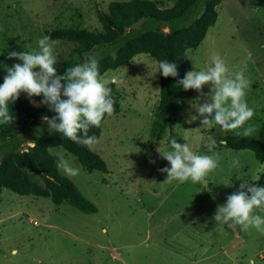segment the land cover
Listing matches in <instances>:
<instances>
[{"label":"rangeland","instance_id":"rangeland-1","mask_svg":"<svg viewBox=\"0 0 264 264\" xmlns=\"http://www.w3.org/2000/svg\"><path fill=\"white\" fill-rule=\"evenodd\" d=\"M114 1L129 0H0V67L5 70L22 63L9 59L8 52L37 48L38 38L55 28L75 25L101 32L96 15L106 13ZM151 1L165 8L173 4V0ZM216 11L217 20L202 43L186 52L189 71L206 69L217 53L231 71L246 61L252 83L245 99L255 114L245 126L260 129L264 121V0H224ZM69 50V45H54L58 75ZM157 70L154 59L138 55L125 67L102 76L106 81L113 76L123 80L116 85L120 112L105 117L99 142L90 148L105 162L107 173L86 175L81 169L78 176L70 177L58 168L96 206V214L55 205L48 198L1 190L0 264H264V232L229 228L213 219L217 206L238 190L239 179L257 183L264 162L256 161L250 151L221 145L222 138L237 136L235 132L243 129L201 128L203 117L191 107L199 96L194 89L192 97L184 100L173 129L155 140L150 126L158 102ZM202 91L211 89L206 84ZM28 99L39 105L43 96ZM204 101L200 97L199 103ZM194 115L198 119L187 123ZM43 129H48L46 123L39 127ZM258 133L248 137L257 139ZM202 136L217 141L212 151L222 157L219 167L200 182H166L167 173L160 169L171 165L161 154L171 150L169 140L186 142L197 154L211 155ZM49 152L57 158L63 154L80 166L61 147ZM237 157L242 167L231 166ZM257 214L264 216V211Z\"/></svg>","mask_w":264,"mask_h":264},{"label":"trees","instance_id":"trees-1","mask_svg":"<svg viewBox=\"0 0 264 264\" xmlns=\"http://www.w3.org/2000/svg\"><path fill=\"white\" fill-rule=\"evenodd\" d=\"M223 1L173 0L168 8L151 0L114 1L106 13L96 15L101 32L71 25L55 28L48 32V36L70 46L61 75L66 68L82 63L85 53L98 60L101 77L107 71L125 67L138 55H147L156 62H174L178 71L176 77L165 78L158 71V102L150 133L159 141L166 131L173 129L184 100L194 93L193 89L186 91L179 85V80L190 68L186 52L195 50L202 43L217 20L216 8ZM5 75L6 71L0 67V84ZM109 86L115 100L113 114H118L120 104L116 84L109 83ZM9 107L16 119L13 124L0 123V193L5 189L19 196L48 198L55 205L67 204L86 215L96 214V206L60 173L58 158L51 155L49 149L61 147L73 155L86 175L94 171L107 173L105 162L89 147L73 142L62 133H49L48 129L36 131L45 123L43 117L51 118L55 113L47 106L34 107L25 93L21 92ZM100 133V127H90L89 135L95 134L99 138ZM220 141L231 150L250 151L256 161L264 162V121L257 139L225 136ZM26 143L33 146H26ZM255 186H264V170Z\"/></svg>","mask_w":264,"mask_h":264},{"label":"clouds","instance_id":"clouds-1","mask_svg":"<svg viewBox=\"0 0 264 264\" xmlns=\"http://www.w3.org/2000/svg\"><path fill=\"white\" fill-rule=\"evenodd\" d=\"M56 43L49 36H43L37 40L38 47L31 51L8 52L9 59L22 63H15L5 69L6 75L0 84V123L15 122L16 118L9 105L15 103L21 92L29 98L42 95L39 105H45L55 113L51 118L43 117L48 132L62 133L73 142L91 148L99 141L95 134L89 135L90 127L99 128L105 114L111 116L115 111V100L109 83L119 86L123 80L118 76H113L111 81L104 80L99 74L98 60L88 53H85L82 63L66 68L63 75H58L55 67L58 63L54 51ZM156 63L157 71L163 77L178 75L174 62L161 60ZM246 71V61L231 71L226 60L217 53L206 69L187 71L183 79L179 80L184 90L194 89L199 93L196 100L191 102V107L199 117H203L202 129H211L214 125L226 131L243 129L235 134L244 137L259 131L258 125L245 126L255 114V109L249 107L245 99L252 83ZM206 84L211 89L210 93L202 91ZM200 97H205L203 104L199 103ZM31 102L39 106L36 101ZM197 119L198 116H191L187 123ZM201 139L205 140L211 155L197 154L188 143H177L174 138L169 140L171 150L162 154L159 152L171 165L170 168L160 169L167 173L166 182H200L219 167L222 157L220 153L212 151L217 141L210 136H202ZM231 166L242 167L238 157L232 161ZM57 167L70 177L78 176L82 169V166H74L63 154L58 155ZM239 180L242 182L238 190L228 195L223 205L217 206L213 219L229 228L240 226L241 231L255 228L264 232V216L257 214V210L264 211V186H255L243 178ZM13 254H17L16 250H13ZM249 264H254V261Z\"/></svg>","mask_w":264,"mask_h":264}]
</instances>
